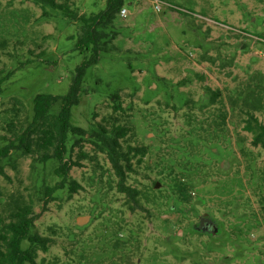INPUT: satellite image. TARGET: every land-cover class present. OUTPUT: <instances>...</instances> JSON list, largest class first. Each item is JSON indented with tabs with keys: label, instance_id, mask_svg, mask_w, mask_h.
Here are the masks:
<instances>
[{
	"label": "rangeland",
	"instance_id": "rangeland-1",
	"mask_svg": "<svg viewBox=\"0 0 264 264\" xmlns=\"http://www.w3.org/2000/svg\"><path fill=\"white\" fill-rule=\"evenodd\" d=\"M56 1L85 15L106 7ZM131 1L114 19L117 50L86 69L72 121L90 132L113 117L110 127L130 130L123 150L145 156L130 155L126 185L143 209H131L109 155L87 139L88 157L69 172L80 189L66 185L54 199L30 158L3 160L0 218L31 202L32 232L53 240L38 264H264V148L244 129L246 111L264 124V0ZM46 10L0 0V78L12 72L0 92V135L16 114L28 123L35 95L66 94L84 59L70 39L78 23ZM56 163L45 171L49 185L60 180ZM206 216L216 221L207 231Z\"/></svg>",
	"mask_w": 264,
	"mask_h": 264
},
{
	"label": "trees",
	"instance_id": "trees-1",
	"mask_svg": "<svg viewBox=\"0 0 264 264\" xmlns=\"http://www.w3.org/2000/svg\"><path fill=\"white\" fill-rule=\"evenodd\" d=\"M40 6L42 15H48L46 8L61 11L71 21L78 23V33L71 36L76 38L75 49L84 56L81 64L76 68L69 89L64 95L39 93L33 98V113L28 123H22L16 114L13 119L2 128L5 134L0 135V175L5 179L8 176L2 165L7 159L14 166L18 158L28 157L31 165L38 168L37 171L44 188L45 196L53 198V194L68 185L70 194L80 189V184L69 175L73 167H81L80 161L87 158L82 152L84 143H91L99 151L107 153L112 168L118 178V191L124 193L131 200V209H143L139 192L135 188L126 185V174L132 171L130 155L138 156V162L143 161L145 149L141 147L127 146L124 151L121 139L128 133L126 126H120L110 119H103L95 129L88 132L73 124L72 109L80 101L83 78L86 69L98 62L102 53L116 51L113 40L118 35L114 27V19L123 8L124 0H106V7L98 12L85 15L71 9L69 3H60L56 0H30ZM12 72L0 78V92L2 82L11 76ZM112 99H119V95H113ZM16 105L20 100L15 99ZM115 110H121V104H114ZM244 129L252 134L251 144L264 148V124L254 114L246 111ZM109 124V125H108ZM77 153V159H73L72 153ZM56 160L53 175L60 180L54 185L47 184L45 171L50 160ZM34 227L33 207L31 202L19 206L10 212L7 217L0 218V264H38L39 251L46 252L51 238L32 232ZM23 241L28 242V247L23 248Z\"/></svg>",
	"mask_w": 264,
	"mask_h": 264
},
{
	"label": "flooded vegetation",
	"instance_id": "flooded-vegetation-1",
	"mask_svg": "<svg viewBox=\"0 0 264 264\" xmlns=\"http://www.w3.org/2000/svg\"><path fill=\"white\" fill-rule=\"evenodd\" d=\"M206 219H207V221H206V223H204V227H205L204 229H206V231H207V230H209L208 229L209 227H210V229H212L213 224H215L216 221L213 218L208 217V216H206Z\"/></svg>",
	"mask_w": 264,
	"mask_h": 264
},
{
	"label": "built area",
	"instance_id": "built-area-1",
	"mask_svg": "<svg viewBox=\"0 0 264 264\" xmlns=\"http://www.w3.org/2000/svg\"><path fill=\"white\" fill-rule=\"evenodd\" d=\"M156 8H159L158 4H156ZM120 15L123 16V17L126 15V10H125V8H122V9L120 10Z\"/></svg>",
	"mask_w": 264,
	"mask_h": 264
},
{
	"label": "crops",
	"instance_id": "crops-1",
	"mask_svg": "<svg viewBox=\"0 0 264 264\" xmlns=\"http://www.w3.org/2000/svg\"><path fill=\"white\" fill-rule=\"evenodd\" d=\"M134 3V0L130 2V4H133ZM124 7V6H123ZM125 8V7H124Z\"/></svg>",
	"mask_w": 264,
	"mask_h": 264
},
{
	"label": "water",
	"instance_id": "water-1",
	"mask_svg": "<svg viewBox=\"0 0 264 264\" xmlns=\"http://www.w3.org/2000/svg\"><path fill=\"white\" fill-rule=\"evenodd\" d=\"M158 185H159V184L157 183V184H156V187H157Z\"/></svg>",
	"mask_w": 264,
	"mask_h": 264
}]
</instances>
